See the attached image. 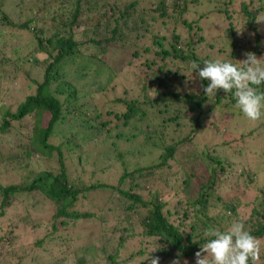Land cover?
<instances>
[{"label":"trees","instance_id":"16d2710c","mask_svg":"<svg viewBox=\"0 0 264 264\" xmlns=\"http://www.w3.org/2000/svg\"><path fill=\"white\" fill-rule=\"evenodd\" d=\"M17 1L16 14L26 12L27 18L18 23L6 15L0 23V169L13 171L18 178L7 185L0 182V240L18 239L16 231L28 208L44 203L54 209L50 222L55 232L24 244L32 252L11 254L15 262L60 264L63 256L70 260L71 255L75 264H148L153 255L162 264L178 252L183 262L207 242L206 229L223 231L240 221L261 240L259 264H264V188L253 185L233 196L221 193L231 181L225 172L229 159L208 147L199 150L197 144L205 130L219 138L229 130L226 125L222 132L220 123L208 122L211 113L231 119L243 116L234 107L233 93L220 90L205 95L209 82L200 80L197 65L206 59L239 64L246 51L264 57V33L255 21L264 12V0ZM21 31L32 33L34 43L14 46L8 53L10 38ZM88 48L96 49L97 64L93 55H83ZM118 52L129 57L130 87L112 99L108 86L91 87L85 93L91 102L81 101L78 83H87L88 78L81 72L89 73V65L99 69L105 65L108 74L117 72L124 61L117 59L116 67L104 58L108 54L114 58ZM79 58L81 64L71 74L68 70ZM22 79L26 85L16 88ZM186 85L190 87H182ZM4 93L18 97L2 103L8 99ZM96 97L106 102L93 107ZM79 123L93 130L88 144L98 145L125 137L122 129L134 126L141 142L149 141L159 150L158 158L131 168L120 147L107 148L105 152L115 150L124 164L118 184L88 182L78 169L84 156L76 135L69 139L71 147L66 141H53L57 127L73 129ZM261 128L264 123L258 131ZM40 158L54 160L57 167L30 169L32 161ZM97 189L117 192L125 204L120 206L124 216H115L105 232L87 243L81 235L70 239L59 235L62 225L95 222L97 213L81 211L77 203ZM186 203L193 208L185 211ZM179 214L180 223L174 217ZM187 218L192 231L182 225Z\"/></svg>","mask_w":264,"mask_h":264},{"label":"rangeland","instance_id":"374dc122","mask_svg":"<svg viewBox=\"0 0 264 264\" xmlns=\"http://www.w3.org/2000/svg\"><path fill=\"white\" fill-rule=\"evenodd\" d=\"M17 2V0H3L1 2L0 23L4 21V17L6 15H10L18 23L24 21L27 18L26 12H24L22 16L16 14L19 10V7H15V5H18ZM260 27V31L264 33V23L259 24V28ZM0 40H2V37H0ZM28 42H32V33L21 31L17 36L10 38L8 46L6 47V51L10 53L14 46L19 47V45H24ZM215 49L216 51L218 50L217 48ZM96 52V49L88 48L84 50L83 55L85 57L93 55L92 59L96 63L98 59L97 56H94ZM118 54L119 52L115 53V60L110 54H108L105 58L103 57L104 61L106 63L108 62L109 64L111 63L110 65L112 66L115 65L114 63L117 59L124 61L122 68L118 69V71L115 70L117 72L108 74L105 69V65H101L100 69L97 65L96 67L98 69L94 65H89V73H87V70L81 72V74L79 73L80 75L85 74L88 77H85L87 78V83H78L84 96L81 101H86L87 103L91 102L89 95L85 94L91 87L97 89L99 85L108 86L112 90V93H109L111 95L109 99H112L114 96L115 98L117 96H121L124 91V87L131 85L133 80L131 74L128 72L130 71L128 70L129 67L126 65L129 57L127 54H122L119 56ZM98 57L100 56L98 55ZM112 59L114 62H111ZM140 62L141 60H139V62L135 60L134 63L139 64ZM80 64L81 58H79L75 64L69 68L68 71L71 69L72 74L74 68ZM76 70L74 75L77 74ZM194 71L196 70L194 69ZM89 74L93 78L89 77ZM26 83V79L24 81L22 79L21 82L15 87H22L23 85H26ZM182 87L188 89L190 86L186 85ZM5 95H7V93ZM16 95L18 94H14L12 97L7 95L8 99L4 98L5 100H3L2 103H4V101L8 103L16 101L14 100V98L18 97ZM103 102H106V98L105 100L103 99L100 101L99 98L96 97L91 104H93V107H97V103L100 104ZM237 115L231 119L226 117L221 118L219 114L211 113L207 118L208 122L215 120L216 122L220 123L222 132L225 131V127H227L226 125L229 126V130H226L225 134L220 138L218 136H214L210 130H205V133L200 136L202 137L201 140L199 139L197 143L199 150L208 147L211 148V150L216 154L226 156L229 159V166L225 172L226 177L230 178L231 181H226L220 192L223 194H229L230 196H233L234 194H242L244 188L245 190H250V187L253 185H256L258 188H264V128H261V131H258L257 129L263 125L264 118L253 122L249 121L244 116L239 117ZM137 130L138 129L134 126H126L122 129V132H126L125 137L123 136L121 138L120 136H117V138H115L112 142L108 141V143L98 145L94 143L88 144V141L93 138V130L89 128V126L86 127V124L84 125L79 123V125L73 129H67L66 126L61 125L60 127H57L56 132L58 133V136L53 138V141L56 144L66 141V146L71 147V144H69V139L72 137V135H76L75 141L83 144V146L79 148V152L82 153L84 158L81 163L78 164V169L81 172L82 177L91 183L102 181L116 185L118 184L119 177L123 173L124 164L118 160V158H116L114 153L115 150L114 152H105V149L120 147L126 154L125 162L127 166L131 168L140 165V163L147 161L152 162L158 158L159 150L155 149L151 143H148L149 141L141 142V138L139 137ZM98 152H103L101 154L104 155L101 157V154L98 155ZM55 163L56 162L54 160H46L43 158L35 159L32 161V166L30 169L42 171L51 167H57ZM12 174L13 171L4 172L1 168L0 182L5 185L11 184L13 181L17 182L18 178ZM193 195L194 193H191V196ZM31 203L32 201L29 200L28 205H31ZM20 206L26 210L25 205ZM120 206L125 207V204L117 192H112L111 190L106 189L92 190L87 194V197H83L78 201L77 207L81 211L96 212L98 216L95 218V222H81L76 227H74L72 224L68 226L62 225L59 235L61 234L63 237H67L69 239L72 238V236L81 235L86 243L90 240L93 241L98 236L99 232H105V229H107L106 227L111 224V221L115 220V216H124L125 211L121 209ZM192 208V204H185V211L191 210ZM218 209H220V207L213 210L217 211ZM51 211L52 209L49 207L48 203H44L42 206H38L36 208H28V215H23V222H21V225L16 231L18 239H15L9 243H4V241L0 240V264H17V262H15V258H13L11 254H17L20 256L27 253L29 255V253L32 252V250H30L31 247H25L23 246L24 244L27 245V243H31L34 239L53 233L54 228L51 225L52 223L50 222V218L54 212V209L52 212ZM180 215L181 214H179V216H174L175 220L179 223ZM106 219H110V221L106 223ZM190 222L191 218H187L182 224L187 231H192V227L189 224ZM101 226H104L105 228L103 229ZM137 239H139V237ZM64 241H66V238ZM78 242L81 243V240ZM85 242L84 244H86ZM45 245L48 246V244ZM13 248H18V251L15 250V252H13ZM134 248V244L131 245V251L134 250ZM55 256H57V254ZM40 258L41 256H39V259ZM172 260L173 259L171 258H166L162 264H171ZM186 260L188 261V264H196L195 256L187 257ZM60 261L62 264H75L73 256L71 255L70 260L66 256H63ZM181 264H183V262H181Z\"/></svg>","mask_w":264,"mask_h":264},{"label":"clouds","instance_id":"9594fccd","mask_svg":"<svg viewBox=\"0 0 264 264\" xmlns=\"http://www.w3.org/2000/svg\"><path fill=\"white\" fill-rule=\"evenodd\" d=\"M255 21L257 24L264 23V12H260ZM236 30L243 35V31ZM244 56L245 59L238 60L239 64L206 59L202 66L197 65V70L200 80L209 82L204 88L207 97L216 95L220 90L233 93L234 107L246 119L255 122L264 118V90L261 89L264 85V57L250 51H246ZM204 236L208 239L195 253L196 264H249L250 261L251 264H259L262 242L246 230L243 222L234 221L223 231L218 227H209ZM181 256L182 253L178 252L171 264H181ZM148 264H160V257L151 255ZM183 264H188V261L185 259Z\"/></svg>","mask_w":264,"mask_h":264}]
</instances>
